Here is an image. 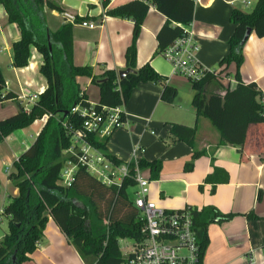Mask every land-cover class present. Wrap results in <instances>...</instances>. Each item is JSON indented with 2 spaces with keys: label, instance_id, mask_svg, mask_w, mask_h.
I'll return each mask as SVG.
<instances>
[{
  "label": "crops",
  "instance_id": "obj_1",
  "mask_svg": "<svg viewBox=\"0 0 264 264\" xmlns=\"http://www.w3.org/2000/svg\"><path fill=\"white\" fill-rule=\"evenodd\" d=\"M48 1L62 11L51 9ZM103 1L116 7L134 0H44L42 10L28 2L26 24L36 39L50 42L51 32L71 23L74 65L91 67L97 78L107 70L119 74L128 69L125 52L132 40L133 21L105 15ZM194 1V18L188 27L199 47L196 58L204 68L219 71V62L228 52V40L234 31L231 12L234 9L250 12L257 0ZM66 14L81 20L69 19ZM84 20L98 25L84 27L81 25ZM165 21V15L151 5L137 42V66L150 62L167 79V84L176 89V95L172 102H166L161 97L162 84L152 81L138 84L128 103L123 105L125 125L108 135L107 152L121 162L119 165L159 161L161 167L155 177L149 167L136 168L135 176L148 179V197L165 210L187 207L199 212L214 208L221 214H233L227 221L207 226L208 245L201 264H251L250 258L253 264H264V124L249 125L243 146L219 144L218 130L206 117L196 115L192 83L176 73L161 53H156L157 35ZM20 37L18 26L9 22L5 7L0 5V69L6 91L17 96L0 102V120L18 113L19 106L29 111L48 87L40 72L44 58L35 46L30 48L27 66H13V44ZM235 73L236 65L232 63L225 75L235 78ZM240 75L245 83L255 82L264 95V37H258L254 31L244 45ZM76 81L90 104H97L100 90L92 78L79 76ZM226 88L225 79L213 81L205 87V93L224 95ZM47 119L45 116L26 128L15 130L0 142V241L8 231V219L2 210L8 199L19 193L15 180L10 178L16 171L14 163L36 141ZM171 123L197 126L193 147L173 140ZM194 152L200 155L193 157ZM63 156L66 164L71 156L69 149ZM130 189L134 195L137 185L128 192ZM250 214L258 218H249ZM23 264L85 263L50 217L37 249Z\"/></svg>",
  "mask_w": 264,
  "mask_h": 264
},
{
  "label": "trees",
  "instance_id": "obj_2",
  "mask_svg": "<svg viewBox=\"0 0 264 264\" xmlns=\"http://www.w3.org/2000/svg\"><path fill=\"white\" fill-rule=\"evenodd\" d=\"M28 2L38 10H42L44 5V0H0V5L8 13L9 22L15 23L21 33L20 39L13 44V66H27L30 48L35 46L44 58L40 72L45 76L48 87L29 111L19 106L18 113L0 120V142L15 130L26 128L45 116L48 119L36 141L14 163L16 171L10 175L19 193L9 198L2 210V215L8 219V231L0 241V264H23L28 261L42 240L50 217L66 234L85 264H124L119 241L126 238L140 241L144 237V222L128 189L137 185L134 177L136 168L149 167L153 171L152 177H155L161 167L160 162L142 160L138 165L130 164V176L120 185L111 186L102 183L79 165L71 185L63 186L61 173L66 162L63 152L73 145L72 132L81 129L84 122V118L73 112L72 108L90 104L76 79L87 76L98 85L100 98L94 105L97 111L103 107L125 105L133 89L148 81L162 84V100L172 102L176 89L167 84V79L157 73L150 62L137 66V42L146 15L153 5L166 17L157 35L156 53L162 54L183 36L184 26L193 21L195 1L134 0L116 7H110L108 1H103L105 15L133 21L132 40L125 52V62L126 68L135 72L122 80L114 70H107L97 78L91 67L74 65L71 23L51 32L50 42L36 39L34 31L26 24ZM47 4L53 10L62 11L51 1ZM75 20L78 22L81 19ZM230 22L234 24V31L228 40V52L219 62L221 69H206L202 79L191 82L194 90L192 104L197 117H206L218 130L220 145L243 146L249 125L264 124V95L255 82L245 83L240 75L247 29L251 28L258 37H264V0H257L250 12L234 9ZM232 63L236 65L234 76L237 84L231 87L227 82L224 95L215 93L207 96L205 87L213 81L224 82L223 74ZM16 98L14 93L6 91L0 69V102ZM64 124L71 129L65 128ZM170 125L173 140L194 146L196 125ZM108 137H100L96 132L87 134L91 145L119 165L121 162L107 152ZM198 155L194 152L193 157ZM69 159L76 161L72 155ZM193 215L200 255L203 257L208 245L207 226L213 222L227 221L233 214H221L214 208H204L199 212L193 211ZM248 217L258 218L251 214Z\"/></svg>",
  "mask_w": 264,
  "mask_h": 264
},
{
  "label": "built area",
  "instance_id": "obj_3",
  "mask_svg": "<svg viewBox=\"0 0 264 264\" xmlns=\"http://www.w3.org/2000/svg\"><path fill=\"white\" fill-rule=\"evenodd\" d=\"M66 17L75 20L71 14ZM81 25L96 28L98 23L84 20ZM185 33L175 40L162 55L172 64L176 73L183 75L190 82L199 81L205 76L206 68L201 66L196 58L199 49L188 25L184 26ZM230 84L236 85L237 80L223 75ZM264 102V97L263 100ZM72 111L84 118L81 129L72 132L73 145L69 152L76 161L69 160L61 173V184L70 186L79 165L96 176L102 183L120 185L130 176L129 165H117L99 149L87 140V134L96 132L99 136H107L113 130L125 125L123 105L103 107L97 111L94 105H76ZM47 117V116H46ZM65 128L71 129L68 124ZM137 190L134 192L133 202L139 210L140 218L144 222L142 230L144 237L135 241L133 248L124 254V264H201L200 245L198 243L194 215L191 208L168 211L148 197V179L134 176ZM253 258L250 263L253 264Z\"/></svg>",
  "mask_w": 264,
  "mask_h": 264
},
{
  "label": "rangeland",
  "instance_id": "obj_4",
  "mask_svg": "<svg viewBox=\"0 0 264 264\" xmlns=\"http://www.w3.org/2000/svg\"><path fill=\"white\" fill-rule=\"evenodd\" d=\"M132 191H133L132 189L129 190V195L133 198L134 195H133ZM5 220H7V219H5ZM133 244H134V241L132 239L126 238V239L120 240L119 246H120V249H121L123 255L126 254L127 252H129L133 248Z\"/></svg>",
  "mask_w": 264,
  "mask_h": 264
},
{
  "label": "water",
  "instance_id": "obj_5",
  "mask_svg": "<svg viewBox=\"0 0 264 264\" xmlns=\"http://www.w3.org/2000/svg\"><path fill=\"white\" fill-rule=\"evenodd\" d=\"M252 33V29L251 28H248L247 29V32H246V35H245V38H244V41L248 40L249 36L251 35ZM134 72V70L128 68L126 70H123V71H120L119 72V79L122 80L126 75H128L129 73H132Z\"/></svg>",
  "mask_w": 264,
  "mask_h": 264
}]
</instances>
